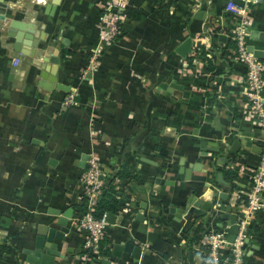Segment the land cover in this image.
Masks as SVG:
<instances>
[{"label":"crops","instance_id":"crops-1","mask_svg":"<svg viewBox=\"0 0 264 264\" xmlns=\"http://www.w3.org/2000/svg\"><path fill=\"white\" fill-rule=\"evenodd\" d=\"M229 1L133 0L121 10L119 35L105 45L99 17L106 0H0V264H30L25 251L38 225L70 209L68 233L53 240L54 261L92 263L72 226L83 201L82 156L90 152L112 178L124 165L138 175L134 185L116 178L110 186L125 202L103 239L107 257L131 241L140 248L137 261L120 256L130 264H210L203 233L212 223L228 229L229 216L182 212L185 200L193 191L203 201L225 193L215 211L237 214L260 154ZM244 3L247 46L264 49V0ZM11 21L43 38L34 57L14 51ZM186 38L191 51L182 57L176 48ZM41 48L58 50L54 83L41 77ZM70 94L75 101L65 106ZM244 243L242 264H264V208Z\"/></svg>","mask_w":264,"mask_h":264},{"label":"built area","instance_id":"built-area-1","mask_svg":"<svg viewBox=\"0 0 264 264\" xmlns=\"http://www.w3.org/2000/svg\"><path fill=\"white\" fill-rule=\"evenodd\" d=\"M133 0H106L103 5V13L99 17L101 33L99 42L108 44L119 35V22L121 21V10L130 5ZM226 10L235 17L237 25L233 29V39L236 42V58L242 62L246 69L244 72L243 85L244 96L247 100L248 113L253 119L254 126L259 130L256 136L259 141L260 154L257 162L251 171L248 172V191L244 203L237 213L238 232L233 242H228L227 227L208 224L203 233L201 243L206 248V253L210 264H223L220 258L222 250L230 253V258L226 264H242L244 254V241L247 237V231L250 220L264 208V60L258 59L247 49L245 14L246 5L244 0H231L226 5ZM74 103V94H70L64 100V105L68 106ZM83 192L82 198L85 201V212L77 213L72 220V226L82 233L84 240L82 249L85 251V258L91 259L104 258L102 252L108 245L101 241L108 233L110 226L106 213L100 217L94 215L95 206L101 194V191L117 184V179L104 172L99 164L95 153L90 152L86 161V168L82 175ZM213 218L214 215H211ZM110 264H130L127 261L115 259L113 256H106Z\"/></svg>","mask_w":264,"mask_h":264},{"label":"water","instance_id":"water-1","mask_svg":"<svg viewBox=\"0 0 264 264\" xmlns=\"http://www.w3.org/2000/svg\"><path fill=\"white\" fill-rule=\"evenodd\" d=\"M0 19H2V15H0ZM18 24L19 23H17V21H11L6 27L8 36L14 38L13 49L14 51L21 52L23 54L34 57L36 50H38L37 48H38L39 40L43 38L34 37L33 35L34 31H32L31 26H27V25L19 26ZM23 45L28 46L29 49H23L24 48L22 47ZM247 49L248 51L252 52L254 56L257 57L258 59L264 60V49H259V48L256 49L252 45H248ZM39 50L43 51L41 61L39 63V67L42 70L41 77L45 80L54 83L55 74L59 63L58 50L51 51L52 55L46 54L47 51L46 48L43 49L41 48ZM190 51H191L190 38H186L176 48V52L182 57H185ZM45 73L50 74L51 77L48 78V75L45 76ZM171 87L179 90L182 89L181 85H177L173 82H171ZM87 159H88L87 154L82 156V161H86ZM184 160L185 158L182 157L180 160V164H183ZM186 172L188 173V171ZM170 184H172V181H170ZM102 194H104V191H102ZM217 197L218 198L216 199V201H214L213 199H211L210 201H203L201 199H197L193 191L185 200V205L183 207L182 212L191 211L197 217H205V216L211 217V215H214V217L221 216L222 219H227L229 216V220H227V224H228L227 240L228 242L231 243L233 242L238 232V225L236 223L237 214L234 213L228 215V213H230L229 207H226L223 213H219L218 211L216 212L215 211L216 205L219 206L223 197H227V195L225 196V193H219L217 194ZM124 202L125 199H120L121 204H123ZM69 211H70L69 213L63 214V216L60 219H57V221L55 222L52 221L46 224L44 223L38 225L36 235L33 239V248L26 249L25 251L27 255L26 260L30 264H58L57 262L54 261V258L60 256V252L58 249H56L57 244L53 240L55 239L62 240L64 239L65 234L68 233L69 229L68 227H65V224L67 222V218L71 217L72 209H70ZM50 213L60 215L59 211H51ZM114 217L115 215L113 213H107L106 215V218L109 223L114 222ZM122 251L130 253L135 261H137V259L140 256V248L131 241H124L123 243H118L114 245L112 251L113 257L115 259H119ZM91 264H110V261L107 259L100 260L94 257Z\"/></svg>","mask_w":264,"mask_h":264},{"label":"trees","instance_id":"trees-1","mask_svg":"<svg viewBox=\"0 0 264 264\" xmlns=\"http://www.w3.org/2000/svg\"><path fill=\"white\" fill-rule=\"evenodd\" d=\"M199 51L200 55L205 54L203 47H199ZM189 59V58H188ZM189 62L191 61L190 59L188 60ZM212 69V68H211ZM210 70V69H209ZM116 178H131V181L133 183V185L135 183H137V179H138V175L133 172L132 168H128L126 167V165H124L120 171H118L115 176L111 179V182L113 179ZM110 186L111 184L109 183L108 187H105L103 190L104 194H102L101 196H99V199L97 201V205L95 206V210H94V215L96 217H100L102 214L104 213H113L116 214L118 212H120L123 208H124V204H121L119 199H117L115 193L110 191ZM77 210L79 213L85 212L86 208H85V201L83 200L82 202L77 204ZM104 243V240L101 241V245ZM104 255H108L109 253V249L106 248L105 250H103L102 252ZM225 255L228 256V258H230V253L228 251H226Z\"/></svg>","mask_w":264,"mask_h":264},{"label":"rangeland","instance_id":"rangeland-1","mask_svg":"<svg viewBox=\"0 0 264 264\" xmlns=\"http://www.w3.org/2000/svg\"><path fill=\"white\" fill-rule=\"evenodd\" d=\"M74 101H75V100H74ZM98 162H99V161H98ZM99 164H101V163L99 162ZM101 166H102V165H101ZM81 175H82V174H81ZM114 176H115V175H114ZM114 176H113V177H114ZM118 179L120 180V178H118ZM81 181H82V178H81ZM114 187H115V186H114ZM84 261H85V260H84Z\"/></svg>","mask_w":264,"mask_h":264}]
</instances>
